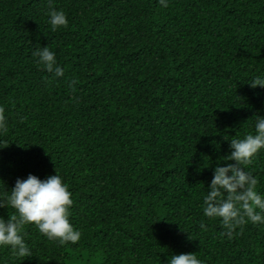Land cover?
Listing matches in <instances>:
<instances>
[{"label": "trees", "instance_id": "obj_1", "mask_svg": "<svg viewBox=\"0 0 264 264\" xmlns=\"http://www.w3.org/2000/svg\"><path fill=\"white\" fill-rule=\"evenodd\" d=\"M47 46L64 77L33 55ZM261 73L264 0H0V193L56 172L82 232L60 246L26 225L31 257L0 264H264V225L229 238L203 216L213 168L264 116ZM246 170L264 192V152Z\"/></svg>", "mask_w": 264, "mask_h": 264}, {"label": "clouds", "instance_id": "obj_2", "mask_svg": "<svg viewBox=\"0 0 264 264\" xmlns=\"http://www.w3.org/2000/svg\"><path fill=\"white\" fill-rule=\"evenodd\" d=\"M158 3L164 8L169 6V0H158ZM49 17L53 31L68 26L62 10H51ZM33 55L45 71L56 78L64 77L56 54L48 46L37 48ZM247 84L250 89H264V73L254 76ZM7 131L5 109L0 106V135ZM229 145L230 154L222 157L212 170L208 191L203 196V216L218 219L231 238L248 223L264 225V192L258 190L257 178L246 170L264 152V116H255L253 130L243 138L231 139ZM73 203L69 186L56 172L44 180L32 174L26 179L17 178L11 190L0 193V208L8 206L14 210L7 219L0 217V248H9L19 258L31 257L32 251L23 234L26 225L35 226L44 237L60 246L77 244L82 232L70 221ZM199 228L207 230L203 221ZM167 264H202V261L196 254L188 253L172 255Z\"/></svg>", "mask_w": 264, "mask_h": 264}]
</instances>
